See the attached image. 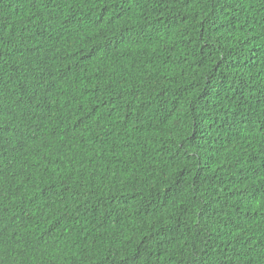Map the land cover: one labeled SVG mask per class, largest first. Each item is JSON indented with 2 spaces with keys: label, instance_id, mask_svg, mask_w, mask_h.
I'll use <instances>...</instances> for the list:
<instances>
[{
  "label": "trees",
  "instance_id": "trees-1",
  "mask_svg": "<svg viewBox=\"0 0 264 264\" xmlns=\"http://www.w3.org/2000/svg\"><path fill=\"white\" fill-rule=\"evenodd\" d=\"M0 264H264V0H0Z\"/></svg>",
  "mask_w": 264,
  "mask_h": 264
}]
</instances>
